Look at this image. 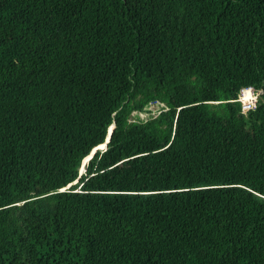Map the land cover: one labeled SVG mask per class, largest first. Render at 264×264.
<instances>
[{
	"label": "trees",
	"instance_id": "trees-1",
	"mask_svg": "<svg viewBox=\"0 0 264 264\" xmlns=\"http://www.w3.org/2000/svg\"><path fill=\"white\" fill-rule=\"evenodd\" d=\"M0 264H264V0H0Z\"/></svg>",
	"mask_w": 264,
	"mask_h": 264
},
{
	"label": "built area",
	"instance_id": "built-area-1",
	"mask_svg": "<svg viewBox=\"0 0 264 264\" xmlns=\"http://www.w3.org/2000/svg\"><path fill=\"white\" fill-rule=\"evenodd\" d=\"M260 94V91H256L252 87L243 88L239 91L236 101L240 103L242 114H247L256 108Z\"/></svg>",
	"mask_w": 264,
	"mask_h": 264
},
{
	"label": "rangeland",
	"instance_id": "rangeland-1",
	"mask_svg": "<svg viewBox=\"0 0 264 264\" xmlns=\"http://www.w3.org/2000/svg\"><path fill=\"white\" fill-rule=\"evenodd\" d=\"M158 110H159V106H157V105L152 106V107L150 108V111H152L153 116H155V115L157 114ZM139 117H140V119H146L147 115H145V114H141V115H139ZM101 147H102V146H101ZM90 158H91V156L87 157L85 160H89ZM86 164H87V163H85V165H86ZM82 165H83V164H82ZM81 169H82V172H81ZM84 171H85V167L82 168V166H81V168H80V170H79L80 174L83 173ZM79 176H80V175H79Z\"/></svg>",
	"mask_w": 264,
	"mask_h": 264
},
{
	"label": "water",
	"instance_id": "water-1",
	"mask_svg": "<svg viewBox=\"0 0 264 264\" xmlns=\"http://www.w3.org/2000/svg\"><path fill=\"white\" fill-rule=\"evenodd\" d=\"M113 128H114V127H110V128H109V130H108V134H107V137H106V140H105V143H104L103 145H101L102 147L99 146V147L97 148L96 151H98V150H104V149L106 148L108 142L110 141V136H111V133H112ZM93 154H94V152H93ZM82 164L84 165L83 162H82ZM81 174H82V173H81ZM81 174H80V175H81Z\"/></svg>",
	"mask_w": 264,
	"mask_h": 264
},
{
	"label": "clouds",
	"instance_id": "clouds-1",
	"mask_svg": "<svg viewBox=\"0 0 264 264\" xmlns=\"http://www.w3.org/2000/svg\"><path fill=\"white\" fill-rule=\"evenodd\" d=\"M244 88H247V87H244ZM252 88H253V87H252ZM242 89H243V88H242ZM240 90H241V89H240ZM256 91H260V90H256ZM260 92H261V91H260ZM261 93H262V92H261ZM260 96H261V94H260ZM260 96H259V97H260ZM237 99H238V97H237ZM237 99H236V100H237ZM236 100H235V102H237ZM258 100H259V99H258ZM257 102H258V101H257ZM238 103H239V102H238ZM239 104H240V103H239ZM256 107H257V106H256ZM240 109H241V107H240ZM255 109H256V108H255ZM255 109H254V110H255ZM252 111H253V110H252ZM241 113H242V112H241ZM110 127H114V125H112V126H110ZM110 127H109V128H110ZM109 128H108V130H109ZM113 129H114V128H113ZM112 131H113V130H112ZM107 134H108V131H107ZM102 145H103V144H102ZM100 146H101V145H100ZM98 147H99V146H98ZM98 147H96V148H98ZM96 148H95V149H96ZM105 149H106V148H105ZM105 149H104V150H105ZM95 152H96V151H95ZM95 152H94V154H95ZM91 153H92V152H91ZM94 154H92V156H93ZM92 156H91V158H92ZM86 158H87V157H86ZM86 158H85V159H86ZM91 158H90V159H91ZM90 159H89V160H90ZM89 160H88V161H89ZM83 161H84V160H83ZM87 163H88V162H87ZM84 172H85V171H84ZM84 172H83V173H84ZM83 173H82V174H83ZM82 174H81V175H82ZM79 175H80V174H79ZM75 183H76V182H75ZM75 183H73V184H75ZM70 186H71V185H68V186H67L65 189H63V190H66V189L70 188Z\"/></svg>",
	"mask_w": 264,
	"mask_h": 264
},
{
	"label": "bare ground",
	"instance_id": "bare-ground-1",
	"mask_svg": "<svg viewBox=\"0 0 264 264\" xmlns=\"http://www.w3.org/2000/svg\"><path fill=\"white\" fill-rule=\"evenodd\" d=\"M97 149H95L93 152H95ZM93 154V153H92ZM91 154V156H92ZM89 157V156H88ZM84 165H82V168L85 166V160L83 161ZM81 172H82V169H81Z\"/></svg>",
	"mask_w": 264,
	"mask_h": 264
}]
</instances>
